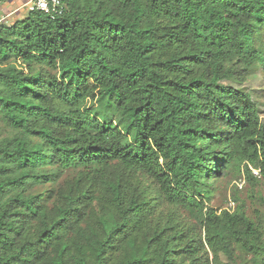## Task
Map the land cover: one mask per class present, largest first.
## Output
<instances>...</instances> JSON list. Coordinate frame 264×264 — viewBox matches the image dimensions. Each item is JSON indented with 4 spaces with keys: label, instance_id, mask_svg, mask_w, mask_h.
Masks as SVG:
<instances>
[{
    "label": "trees",
    "instance_id": "trees-1",
    "mask_svg": "<svg viewBox=\"0 0 264 264\" xmlns=\"http://www.w3.org/2000/svg\"><path fill=\"white\" fill-rule=\"evenodd\" d=\"M61 1L0 22V264H264L206 201L264 178V0Z\"/></svg>",
    "mask_w": 264,
    "mask_h": 264
},
{
    "label": "rangeland",
    "instance_id": "rangeland-1",
    "mask_svg": "<svg viewBox=\"0 0 264 264\" xmlns=\"http://www.w3.org/2000/svg\"><path fill=\"white\" fill-rule=\"evenodd\" d=\"M28 0H2L0 3V22L7 25L24 17L29 11ZM238 86V84H235ZM247 90L260 110V120L264 124V74L261 71L249 75L241 84ZM6 127L0 121V136L6 134ZM70 172L64 173L66 177ZM61 178V179H62ZM60 179V180H61ZM207 204L218 211L233 210L242 205L247 214L264 227V178L257 175L255 183H248L241 172L231 170L216 178L210 188ZM232 203V205H230Z\"/></svg>",
    "mask_w": 264,
    "mask_h": 264
},
{
    "label": "built area",
    "instance_id": "built-area-1",
    "mask_svg": "<svg viewBox=\"0 0 264 264\" xmlns=\"http://www.w3.org/2000/svg\"><path fill=\"white\" fill-rule=\"evenodd\" d=\"M27 4L29 9L40 10L50 16L60 15L64 12V5L61 0H28ZM253 173L257 176L258 170H253Z\"/></svg>",
    "mask_w": 264,
    "mask_h": 264
}]
</instances>
